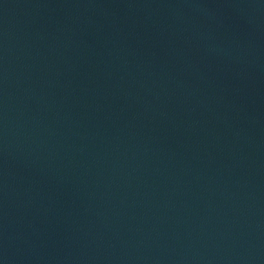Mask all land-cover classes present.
Here are the masks:
<instances>
[{
    "label": "water",
    "instance_id": "obj_1",
    "mask_svg": "<svg viewBox=\"0 0 264 264\" xmlns=\"http://www.w3.org/2000/svg\"><path fill=\"white\" fill-rule=\"evenodd\" d=\"M0 264H264V0H0Z\"/></svg>",
    "mask_w": 264,
    "mask_h": 264
}]
</instances>
